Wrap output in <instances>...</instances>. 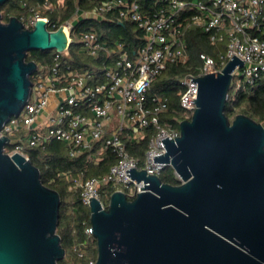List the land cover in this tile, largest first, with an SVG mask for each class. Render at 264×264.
Masks as SVG:
<instances>
[{
	"label": "water",
	"instance_id": "water-1",
	"mask_svg": "<svg viewBox=\"0 0 264 264\" xmlns=\"http://www.w3.org/2000/svg\"><path fill=\"white\" fill-rule=\"evenodd\" d=\"M67 44L63 26L50 30L38 19L27 28L17 15L3 21L0 11V264H59L66 255L57 231L60 192L30 158L5 150L11 137L2 129L31 95L39 63L28 52ZM244 61L234 55L220 71L192 77L195 112L180 122V136L162 139L165 154L154 155L181 183L131 167L127 174L144 182L133 199L122 190L107 207L90 198L96 264H264V124L226 113Z\"/></svg>",
	"mask_w": 264,
	"mask_h": 264
},
{
	"label": "built area",
	"instance_id": "built-area-1",
	"mask_svg": "<svg viewBox=\"0 0 264 264\" xmlns=\"http://www.w3.org/2000/svg\"><path fill=\"white\" fill-rule=\"evenodd\" d=\"M69 0H25L19 17L24 26L33 28L38 19H45L50 30L60 26L68 37L63 50L54 51L53 60L45 74L33 75L31 95L19 115L12 116L5 123L2 134L22 132L19 142L10 152H21L27 158L28 148H45L56 139L68 145L71 156L88 152L91 159H98L101 150L110 148L118 157L108 171L77 178L66 175L71 190L80 192L83 202L90 207L91 197L103 201L102 190L109 199L116 190L124 191L128 197H135L142 191L143 181L137 182L127 174L131 167L145 169L148 174L160 175L166 163L154 161V155L167 151L162 139L169 136L176 139L180 128L172 122H163L168 109V99L161 95L148 100L147 92L157 76L168 63H184L188 55L184 46L185 29L177 20L188 7L199 12L193 15L213 42L226 41L227 48L216 58L201 52L204 65L199 74L188 73L182 78L185 86L181 94L183 118L191 119L197 107L198 81H192L206 73L220 71L236 55L244 61L239 69L249 84L264 73V39L254 33L264 32V0H170L167 7L146 15L141 11L138 0H97L89 10L83 7V0H72L75 11L66 20L52 17L59 6L67 7ZM113 13L121 22H135L144 31L145 42L132 55L122 42L110 47L102 42L94 30L78 31V22L93 15L107 16ZM80 43V52L100 57L105 62L100 69H77L69 62L70 45ZM191 76V77H189ZM239 85V84H238ZM54 104V110L46 122L39 116ZM115 114L117 121L115 122ZM111 124V128L107 125ZM26 130V133L23 132ZM150 138L143 157L128 149L127 139L138 140L147 135ZM101 144L97 150L95 146ZM99 151V153H98ZM176 173V172H175ZM180 179V176L176 173ZM181 180V179H180ZM115 188L109 193L106 187ZM88 236L94 235L92 224L86 228ZM87 247V243L84 244ZM85 248L78 251L84 255ZM91 259L90 264H96Z\"/></svg>",
	"mask_w": 264,
	"mask_h": 264
},
{
	"label": "trees",
	"instance_id": "trees-1",
	"mask_svg": "<svg viewBox=\"0 0 264 264\" xmlns=\"http://www.w3.org/2000/svg\"><path fill=\"white\" fill-rule=\"evenodd\" d=\"M25 0H8L4 3L5 10L0 8L4 21H9L13 15L20 16L23 12L22 2ZM31 1V0H29ZM94 2L83 0V7H92ZM141 11L146 15H152L155 12L168 6L170 0H138ZM210 3L209 0H202ZM90 4V5H88ZM75 6L72 0H69L67 10L63 13L62 20L72 16ZM199 12L195 7L188 6L178 17V22L183 25L185 32L183 34L184 46L188 55L184 63H168L166 68L157 76L150 86L147 96L152 100L154 96L161 95L168 99V109L163 115V122H172L174 126L180 128V122L177 120L183 118V108L181 105V94L185 89L182 78L188 73L199 74L204 65L201 58V52H207L218 58L221 52L227 48L226 41L213 42L210 39L209 32L205 31L203 26L193 20V15ZM55 13L53 14V16ZM78 31L94 30L98 33L100 40L107 43L110 47L117 42H122L125 49L134 54L137 48L145 42L144 31L135 22L125 20L124 23L113 16L107 20L87 18L78 22L75 27ZM260 38L264 39V32H256ZM55 51V50H54ZM54 52L52 50H33L28 52L27 60H36L38 63L51 64ZM102 56L94 57L80 52V43L74 41L70 45L69 62L77 69L95 68L100 69L105 63ZM35 72L33 73V75ZM32 75V79H33ZM239 84V85H238ZM235 83L231 85L226 103V113L231 120L238 113H245L252 118L264 124V73L256 80L255 84ZM22 132L14 135L13 140L6 144L5 150L11 152L19 142ZM150 138V131L143 138L138 140L127 139L128 149L135 155L144 156ZM98 144V143H97ZM101 144L95 146L99 149ZM99 153V151H98ZM27 154L30 160L40 168L42 181L49 187L58 190L61 194L60 217L57 231L61 236L62 245L68 251H72L71 256L75 259L73 264H90L91 259H97L98 244L95 235L88 236L86 228L91 224V209L86 205L80 192L71 190L66 180V175L70 174L72 179L81 176L101 174L110 169L117 162V155L110 149L101 150L99 158L93 160L89 158L88 152L78 156H71L68 145L60 140L50 141L45 148H28ZM164 182L179 184L181 180L176 176L175 170L171 165H167L160 174ZM109 193L115 188L111 185L106 187ZM134 197H129L133 199ZM94 238L95 247L88 251L85 243ZM86 249L84 255H79L78 251ZM63 259L59 264H68ZM81 258L83 263L77 260Z\"/></svg>",
	"mask_w": 264,
	"mask_h": 264
},
{
	"label": "rangeland",
	"instance_id": "rangeland-1",
	"mask_svg": "<svg viewBox=\"0 0 264 264\" xmlns=\"http://www.w3.org/2000/svg\"><path fill=\"white\" fill-rule=\"evenodd\" d=\"M3 5H1L0 8H3V10H5V7ZM60 13H63V10L62 9L61 10H58V13L56 15H54V16L52 15V17H54V19L55 18H61L62 16H61ZM2 20H3V15H2ZM51 50L54 52L55 49H51ZM30 51H33V50H30ZM39 65H40V67H39L38 71H36L37 74H39V73L45 74V73L48 72V67H49L48 64H44V63L39 62ZM244 81H245V79L242 77V70L239 69L237 71L236 75L234 76V79H233L232 84H235V83H237V84L238 83H243ZM114 117H116L115 120H114L116 122L117 121V114H115ZM109 126L110 125H108V128H109ZM23 132L26 133V130H23ZM14 135L15 134L12 135L13 140L15 139ZM101 196H102L103 201L108 205L109 202H110V199H109V196L106 195V192L104 190H102ZM96 245L97 244H95L94 238L90 239L89 240V244L87 245L88 251L91 252V249L93 247H95ZM71 254H72V251H70V252L68 251V253H66L65 260H66V262L68 264H73L75 262V259L71 256ZM77 261L80 262V263H83V260L81 258H79Z\"/></svg>",
	"mask_w": 264,
	"mask_h": 264
},
{
	"label": "crops",
	"instance_id": "crops-1",
	"mask_svg": "<svg viewBox=\"0 0 264 264\" xmlns=\"http://www.w3.org/2000/svg\"><path fill=\"white\" fill-rule=\"evenodd\" d=\"M31 1H34V0H31ZM56 4H61L60 2H59V0H53ZM88 1H91V2H94V0H88ZM67 4L69 5V1L67 2ZM88 5H90V4H88ZM93 7V6H92ZM85 8V10H89V9H91V7H84ZM63 10V13L67 10V7H63V6H59V10ZM63 13H60L61 14V16L63 17ZM113 16H116L115 14H113V13H110V14H107V16H100V15H93V16H90L89 18H95V19H104V18H107V20H109V19H111V18H113ZM53 110H54V104H52L51 105V108L49 107L46 111H44L40 116H39V120L40 121H43V122H46L47 120H48V116H49V114L50 113H52L53 112ZM110 126H109V128H111V124H109ZM107 127H108V125H107ZM94 160H96V159H94Z\"/></svg>",
	"mask_w": 264,
	"mask_h": 264
}]
</instances>
